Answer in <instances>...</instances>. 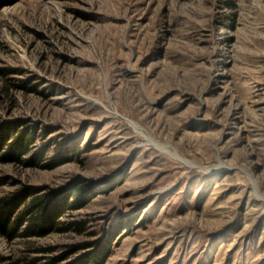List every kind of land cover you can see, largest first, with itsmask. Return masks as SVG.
<instances>
[{
  "label": "rangeland",
  "instance_id": "1",
  "mask_svg": "<svg viewBox=\"0 0 264 264\" xmlns=\"http://www.w3.org/2000/svg\"><path fill=\"white\" fill-rule=\"evenodd\" d=\"M0 69V125L71 147L0 161V200L84 201L82 231L0 235V264H264V0H12Z\"/></svg>",
  "mask_w": 264,
  "mask_h": 264
},
{
  "label": "trees",
  "instance_id": "2",
  "mask_svg": "<svg viewBox=\"0 0 264 264\" xmlns=\"http://www.w3.org/2000/svg\"><path fill=\"white\" fill-rule=\"evenodd\" d=\"M11 2L12 0H0V9ZM12 73H18V71L0 69V76L2 77H7ZM28 84H30L29 81L25 82L24 85L16 86V88L26 90ZM9 91L6 84L1 87L0 103L4 99V94L8 95ZM27 124V122L21 121L0 125L1 162H16L24 164L26 167H40L53 170L71 161V157L69 156L71 147L57 151V154L49 160L43 159L49 151V145H44L38 151L33 152L32 148L36 147L41 134L37 130L28 127ZM27 155L30 156L29 159H24V156ZM76 189L77 192L75 193L74 191L76 197L71 202H69V199H65V197L51 200L48 196H39V192L31 191L21 192L15 200H0V235L8 239H13L17 236L23 238H41L53 233L67 232L74 226L79 231H82L83 227L80 224H68L64 226L60 223L62 212L76 210L84 202L79 194L81 185ZM25 224H27L26 227L22 228ZM21 229L22 231L20 232ZM92 246L98 247L99 245L96 243ZM109 253L110 248L105 245L103 249H98L83 258L80 264H105ZM62 260V258L56 257L48 264H59ZM36 263L32 261L29 264Z\"/></svg>",
  "mask_w": 264,
  "mask_h": 264
}]
</instances>
